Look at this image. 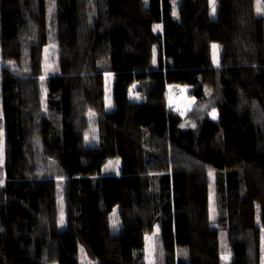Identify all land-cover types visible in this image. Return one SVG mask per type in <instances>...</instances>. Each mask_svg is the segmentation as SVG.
Here are the masks:
<instances>
[{
  "label": "trees",
  "instance_id": "16d2710c",
  "mask_svg": "<svg viewBox=\"0 0 264 264\" xmlns=\"http://www.w3.org/2000/svg\"><path fill=\"white\" fill-rule=\"evenodd\" d=\"M252 1L216 0L212 15L209 0H86V10L81 0H55L54 7L53 0H0V264H48L49 250L57 264H81L84 248L94 264H124L109 254L105 217L115 207L120 252L135 255L133 264H146L145 234L155 225L164 264H192L174 250L189 249L195 231L202 257L212 255L215 232L227 236V264H261L264 59L252 58L264 14ZM50 40L59 72L46 78L45 91L40 69ZM212 43L223 47L218 67ZM209 67L215 87L203 76ZM105 72L113 74L111 108ZM169 87L210 101L218 117L182 127L166 106ZM79 102L102 115L106 132L95 147L83 145L73 120ZM153 137L162 152L150 147ZM55 147L59 159L48 154ZM184 155L199 166L169 170V161ZM111 157L121 167L106 174ZM59 176L68 180L60 229L53 208ZM43 225L48 230L40 234Z\"/></svg>",
  "mask_w": 264,
  "mask_h": 264
},
{
  "label": "rangeland",
  "instance_id": "374dc122",
  "mask_svg": "<svg viewBox=\"0 0 264 264\" xmlns=\"http://www.w3.org/2000/svg\"><path fill=\"white\" fill-rule=\"evenodd\" d=\"M255 2V8H256V0L252 1V3ZM261 3L264 4V0H261ZM82 4V9L86 10V0H81ZM263 21L259 19L257 21V42H258V49L256 55L252 58L257 61H261L264 59V26H263ZM216 44L218 46L217 48V54L219 57V64L221 62V55L223 53V47L220 46L217 43H212ZM211 45V46H212ZM212 51V63H213V49ZM59 49L57 47V43L55 40H50L47 45L44 48V54H43V61H42V66H41V74H40V82L42 85V90L46 89V78L53 72H59L57 70V67H59L58 62H59ZM0 58H1V53H0ZM215 67H218L217 64L213 63ZM0 67H1V60H0ZM208 73L205 71L203 74L204 77L207 78V81L212 84V86H216V81L215 79L212 78V75L210 74V67L208 69ZM105 89H106V94H105V101L106 105L108 108H111V103H112V93H111V87L113 83V74L105 72ZM41 77H44L42 80ZM214 89V88H212ZM46 91V90H45ZM216 91V90H215ZM138 93L136 89H132V93L130 96L132 97L131 99L135 101V97H137ZM139 96V95H138ZM110 102V105H109ZM166 106L168 111L171 114H175L180 117L181 120V126L184 128H189V127H197L199 122L204 120L205 118H210L211 113L213 109H215L214 105H210L209 103L206 102H200L197 100L195 97L187 94V90L185 88H176L172 89L169 87L167 94H166ZM216 110V109H215ZM216 116L218 117V112L216 110ZM1 110H0V121H1ZM102 115L100 114L99 111L94 110V109H87V107L82 104V102H79L77 104V110L75 112L73 120H75V123L77 127L81 130V133L83 134V145L85 147H95L97 145L102 137V133L106 132V128L103 126V122L101 121ZM216 117V118H217ZM1 123V122H0ZM103 124V125H102ZM0 129L1 124H0ZM132 133L134 134V130L131 128ZM87 137V140L85 139ZM0 141H2L3 148H4V143H3V137H0ZM153 143L151 144L150 147H155L158 152H162L163 148L159 145L158 140L153 137ZM155 151V150H154ZM48 154L55 156L57 159L60 158V150L59 148H50L48 149ZM29 153V151H28ZM29 155V154H28ZM179 157L181 155H178ZM119 161V164L116 165L115 162ZM113 162V167L106 169V165L109 162ZM56 162V161H55ZM170 162L173 164L171 165ZM200 162L198 160H195L193 158H190L186 155L181 157V160L176 158V160H171L169 161V170L171 169H178L180 167L186 168L187 165H192V166H199ZM104 166V172L106 174H111V173H118L120 167H121V160L117 157H111L110 159L107 160L106 164ZM157 166H149L148 170H151V168H155ZM61 177L63 179H61ZM206 178V177H205ZM55 191L56 195L54 198V213L56 214V219L55 221L58 222V225L56 228L60 229V227L65 226L67 217H68V201H67V178L63 176H59L55 178ZM207 180V178H206ZM208 181V180H207ZM208 197H209V212H210V207L215 208V213L209 214V220L211 223L215 220L216 217V201H215V195L213 192L210 191L209 187V192H208ZM210 197L212 198L210 200ZM116 211V219L118 220V227L116 229H113L112 227V219H113V211ZM111 214L106 215V235L108 238V243H109V254L112 258L114 259H119L120 261L124 262V264H133V259L134 256L132 253L126 256H122L120 252V245H119V239H120V234L122 231L123 223L122 219L118 210V207H115ZM54 214V216H55ZM63 214L64 218V223L63 225L60 224V219L61 215ZM214 215V218H212ZM149 216L148 212L146 214L145 211V218L149 220L147 217ZM50 218V217H49ZM45 225H43L39 233L43 234L47 229L44 228ZM159 229L158 226H154L153 230L150 233H146V235L152 237V244L154 246V250H151V256H149V249H148V241L145 240V263L146 264H164V239L162 237V233L159 229L158 232H156V229ZM156 232V235L153 236V233ZM261 236H262V243L260 247V257L261 259L264 258V227H261ZM50 242H54L52 239ZM211 248H212V255L210 253L209 258H204L201 256V251L199 247V233L195 231V233L192 236V244L189 249H180L175 247V257H179L180 255L185 256L186 258L191 259L192 264H202V262H211L213 264H218L219 262V257L221 262L223 261V264H227L228 260L225 261L221 257L222 255H225L229 253V246H228V241H227V236L225 234H221L220 236L214 232L212 234L211 238ZM186 253V255H185ZM207 257V255H206ZM55 253L52 250H49L46 255H45V260L44 262L48 264H57L56 259H55ZM79 259L81 264H94V261L91 260L90 256L88 255L86 249L84 248L83 251H80ZM255 259V253L253 252L252 249H250V260L254 261ZM258 259V258H257Z\"/></svg>",
  "mask_w": 264,
  "mask_h": 264
},
{
  "label": "snow or ice",
  "instance_id": "6c2138e0",
  "mask_svg": "<svg viewBox=\"0 0 264 264\" xmlns=\"http://www.w3.org/2000/svg\"><path fill=\"white\" fill-rule=\"evenodd\" d=\"M54 3H55V0H53V2H52V6L53 7H54ZM209 3L211 5L212 15H214L215 12H216V0H209ZM51 10H52V8L50 7L49 11L51 12ZM255 10H256V13L258 15L264 14V4L261 3V0H256V9ZM172 14H173V16H177L178 15L175 11H173ZM159 27H160L159 25L156 26L157 29ZM217 48H218V46L216 44L212 45V49H213V63H215V64H217V66H219V57H218V54H217ZM153 63H155V58H153ZM41 79L43 80L44 77H41ZM135 87H136L135 85H132V88L129 89L130 94L132 93V89H134ZM136 98H138V95H137ZM109 105H110V102H109ZM211 115H212L213 119H216V110L215 109H213ZM2 136H3V131H2V129H0V137H2ZM85 139L87 140V137H85ZM2 160H3V144H2V141H0V163H2ZM115 164L118 165L119 161L117 160L115 162ZM113 166H114L113 162L110 161L105 167H106V169H109V168H112ZM212 175H213V173L210 171L209 172V176H212ZM61 179H63V178L61 177ZM211 199L212 198L210 197V200ZM210 212L214 214L215 213V208L214 207H210ZM115 217H116V211L114 210L113 211V219H112V227H113V229H116L118 227V220ZM212 218H214V215H213ZM63 223H64V218H63V214H62L61 215V219H60V224L63 225ZM158 231H159V229L157 228L156 232H158ZM156 232L153 233V236L156 235ZM145 240L149 242L148 243V249L150 250L149 251V256H151V250H154V246L152 244V237L146 235L145 236ZM81 251H83V249H81ZM185 255H186V253H185ZM230 257H231V254L227 253L225 255H222L221 258L223 260L227 261V260L230 259ZM261 264H264V258L261 259Z\"/></svg>",
  "mask_w": 264,
  "mask_h": 264
}]
</instances>
